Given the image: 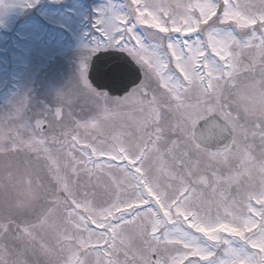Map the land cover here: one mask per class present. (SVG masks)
<instances>
[{
	"label": "snow or ice",
	"instance_id": "obj_1",
	"mask_svg": "<svg viewBox=\"0 0 264 264\" xmlns=\"http://www.w3.org/2000/svg\"><path fill=\"white\" fill-rule=\"evenodd\" d=\"M96 12L74 90L0 118V264H264V0ZM101 52L135 65L124 95L90 81Z\"/></svg>",
	"mask_w": 264,
	"mask_h": 264
},
{
	"label": "rangeland",
	"instance_id": "obj_2",
	"mask_svg": "<svg viewBox=\"0 0 264 264\" xmlns=\"http://www.w3.org/2000/svg\"><path fill=\"white\" fill-rule=\"evenodd\" d=\"M28 2L33 4L31 8L24 6L25 0H0V118L7 116L8 111L22 100L28 107L34 109L43 108L37 105L40 101H45L52 107L57 106V94L64 88L62 85L47 88L46 79L52 78V70L59 62L65 63L67 71L69 67H75L73 70L77 74L81 57L87 54L85 45L93 33L92 25L97 16L96 10L104 7L106 0H28ZM114 2L127 4L130 0ZM141 2L175 5L186 3L187 0H141ZM238 2L243 3L247 0ZM138 31L141 35L144 34L143 28L138 27ZM82 106L83 104L75 102L72 111L76 119L85 122L92 117H87ZM127 130L134 131V126ZM92 131L85 132L81 129V134L90 136ZM104 131L106 134L109 132L118 134L126 130L120 127L115 129L105 127ZM158 175L161 183H164L163 173ZM42 180L48 184V175ZM0 182H7L5 172ZM92 184H96L95 179ZM108 184L109 178L103 176L101 185ZM89 191L96 192L97 203L103 202L109 195L103 186L95 188L90 186ZM2 195L0 192V196Z\"/></svg>",
	"mask_w": 264,
	"mask_h": 264
},
{
	"label": "water",
	"instance_id": "obj_3",
	"mask_svg": "<svg viewBox=\"0 0 264 264\" xmlns=\"http://www.w3.org/2000/svg\"><path fill=\"white\" fill-rule=\"evenodd\" d=\"M122 55L126 56V54L115 52L94 55L89 66V79L98 91H107L110 96L125 94L124 89L130 84L129 73L131 70H135V65H127L121 60ZM97 57H101V59L97 60ZM115 69L121 70L119 77H116Z\"/></svg>",
	"mask_w": 264,
	"mask_h": 264
},
{
	"label": "trees",
	"instance_id": "obj_4",
	"mask_svg": "<svg viewBox=\"0 0 264 264\" xmlns=\"http://www.w3.org/2000/svg\"><path fill=\"white\" fill-rule=\"evenodd\" d=\"M66 65L64 62H59L58 64H56L52 70V78H48L46 79V87H50V86H58V85H62L63 88L65 89L66 86H69V91H73L74 90V78L76 76V74L74 73L73 68L75 67H69V70L67 71L68 68H65ZM78 102V104H83L82 101H76ZM82 108L84 109L87 117H93L96 114V110L94 107H92L91 105L88 106H82ZM39 171V175L40 177L43 179L44 176L47 175L46 169L43 168V165H41V168L38 169ZM5 172V169L2 167V163L0 164V179L3 177ZM1 183V182H0ZM7 183V182H5ZM0 192H2V189H0ZM3 193V192H2ZM28 259H32L31 256L28 257Z\"/></svg>",
	"mask_w": 264,
	"mask_h": 264
},
{
	"label": "flooded vegetation",
	"instance_id": "obj_5",
	"mask_svg": "<svg viewBox=\"0 0 264 264\" xmlns=\"http://www.w3.org/2000/svg\"><path fill=\"white\" fill-rule=\"evenodd\" d=\"M40 108L43 106H50V105H48V104H46L45 103V101H40L38 104H37ZM215 211H216V209L215 208H213L212 209V213H213V215L215 214Z\"/></svg>",
	"mask_w": 264,
	"mask_h": 264
}]
</instances>
